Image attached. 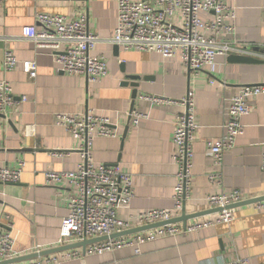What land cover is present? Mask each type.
Here are the masks:
<instances>
[{"label": "crops", "instance_id": "crops-1", "mask_svg": "<svg viewBox=\"0 0 264 264\" xmlns=\"http://www.w3.org/2000/svg\"><path fill=\"white\" fill-rule=\"evenodd\" d=\"M223 1L235 10L234 29L221 33L217 42L247 47L242 53L257 61H230V54H242L238 51L218 55L219 70L213 74L189 71L179 55L164 58L155 52L123 50L119 46L115 51V44L107 39L112 37L117 23L116 0L0 3V80L10 83L13 97V103L0 113V165L21 168L18 182L0 185V229L10 231L13 258L55 243L61 219L67 214L68 198L77 193L67 182L46 183L48 171L74 170L81 161L79 142L55 124L57 113L91 110L109 117L116 125L118 137L95 138L90 152L93 162L117 164L132 179L133 197L117 212L122 220L148 209H169L173 204L177 172L172 159L174 115L184 112V107L178 103L154 105L141 99L142 95L178 101L187 91L194 93L198 129L193 142L192 181L184 204L187 214L213 209L207 205L206 197L214 193L239 190L247 198L264 195V171L260 168L264 95L251 99L250 113L241 118L243 132L223 153L220 167L212 165L207 151L206 142L223 133L227 99L242 86L264 83V0ZM39 13L69 19L86 16L89 32L101 39L90 53L107 62V74L99 82H90L84 74L58 71L51 51L37 48L22 37V27L38 26ZM212 15L200 13L203 20ZM173 21L180 24V16L174 15ZM5 50H11L19 61H34L36 76L24 73L20 64L4 69ZM130 75L138 77L132 110L146 114L138 125L130 121L133 86L121 84ZM210 80L214 83L210 84ZM211 173H218V182L208 179ZM217 216L218 211H210L186 222L214 220ZM236 258L248 259L250 264L264 262V212L254 204L235 207L230 222L145 242L140 245V253L124 247L52 264H219Z\"/></svg>", "mask_w": 264, "mask_h": 264}, {"label": "built area", "instance_id": "built-area-1", "mask_svg": "<svg viewBox=\"0 0 264 264\" xmlns=\"http://www.w3.org/2000/svg\"><path fill=\"white\" fill-rule=\"evenodd\" d=\"M2 1L0 0V3ZM116 10L117 23L112 37L107 39L109 42L123 50L155 52L164 58L179 55L189 71H207L213 74L219 70L218 55L248 50L247 47H232L217 42L221 33H230L234 29L235 10L223 0H116ZM202 12L213 15L210 19L203 20L200 17ZM176 14L180 16V24L173 21ZM36 22L38 26L22 27L21 35L31 40L37 48L51 51L58 71L70 75L84 74L92 83L99 82L107 74L106 59L102 56H92L90 53L101 39L89 32L85 15L69 19L64 15L39 13L36 15ZM262 45L264 47V42ZM2 62L6 70L20 64L24 73L31 78L36 76L35 62L19 61L11 50L4 51ZM213 83L214 81L210 80V84ZM257 95H264V83L242 86L227 99L223 133L218 139L206 142L214 167H220L223 153L231 149L237 136L242 134L244 125L241 118L250 113L253 106L251 99ZM141 99L154 105L178 103L184 107V112L174 115L172 140L175 151L172 159L177 172L172 207L148 209L127 220L120 219L117 215L119 207L129 203L134 194L132 179L130 175L121 172L117 164L93 162L90 152L95 138L118 137L116 125H112L109 117L97 115L91 110L74 114L57 113L54 122L79 142L81 161L74 170L48 171L45 174L46 183L58 185L67 182L77 193L68 198L67 214L61 219L58 239L53 245L37 247L36 253L168 221L179 217L184 211L192 181L193 142L198 129L194 93L189 90L178 101L157 95H142ZM22 101H25V97H22ZM12 103L10 83L0 80V113ZM144 118L146 114L143 112L131 111L130 121L133 125H138ZM260 168L264 171V152L261 154ZM20 175V167L14 169L0 165V185L16 183ZM208 179L218 182V173L209 174ZM245 199L249 198L239 190L214 193L206 197L209 207L221 208L214 220L169 223L87 244L84 252L81 248H72L38 256L20 264H52L124 247H131L135 253H140V245L145 242L194 232L214 223L230 222L233 219V208L226 207ZM254 205L264 212V200ZM8 226H11V223H8ZM13 243L10 231L0 229V262L14 257ZM219 264L250 263L248 259L236 258Z\"/></svg>", "mask_w": 264, "mask_h": 264}, {"label": "water", "instance_id": "water-1", "mask_svg": "<svg viewBox=\"0 0 264 264\" xmlns=\"http://www.w3.org/2000/svg\"><path fill=\"white\" fill-rule=\"evenodd\" d=\"M114 49L116 51V49H118V46L114 45ZM228 59L230 61H239V62H255V61H257L256 59H254V58H252L250 56L244 55V54H230ZM137 78L138 77H136L134 75L126 76L124 81L121 83V84H124V85L125 84H130L131 86H133L132 95H131L133 101H132V104L130 106V114H131V111L133 109L134 100H135V98L137 96V86H138L137 83H136ZM128 80H131V82H133V83L129 82ZM126 133H127V126H126V128L124 130V133L122 135V139L125 138ZM263 200H264V195L258 196V197H254V198L245 199V200L237 202V203H233L231 205H228L226 208H233L234 209L235 207L244 206V205H250V204H254L256 202H260V201H263ZM220 210H221L220 207H215V208L211 209L210 211H218L219 212ZM210 211L205 210V211H199V212L189 213V214H187L185 211H183L179 217L172 218V219H170L168 221L156 222V223L148 224V225L141 226V227H135V228L123 230L121 232L113 233L110 236H102V237H97V238H93V239H85V240H82V241H79V242L66 244V245L58 246V247H53V248L41 251L39 253H31V254H28V255L15 257V258H12V259H9V260H6V261H1L0 264H10V263L19 262V261H22V260H28V259H32V258H35V257H38V256L48 255V254H52V253H55V252L68 250V249H72V248H78V247H80L82 249V251L84 252L85 247H86L87 244H91V243H94V242L106 240L108 238H115V237L131 234V233H134V232H137V231H141V230H145V229H149V228H153V227H157V226H161V225H165V224H169V223H174V222L186 223V220H188L189 218H193V217L208 213Z\"/></svg>", "mask_w": 264, "mask_h": 264}]
</instances>
